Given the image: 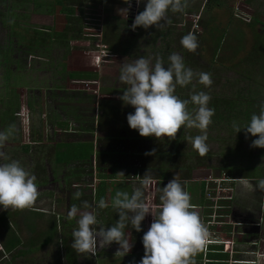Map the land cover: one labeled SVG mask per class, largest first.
Masks as SVG:
<instances>
[{
	"label": "rangeland",
	"instance_id": "1",
	"mask_svg": "<svg viewBox=\"0 0 264 264\" xmlns=\"http://www.w3.org/2000/svg\"><path fill=\"white\" fill-rule=\"evenodd\" d=\"M50 2L52 0H0V56L7 58V64L0 61V132L8 131L10 126H14L13 135L0 145V151L10 159L20 161L26 169L29 167L32 174L44 170L43 163L46 161L41 163L42 159H47V162L53 165L51 145L55 142L56 122L59 119L63 120L67 115L65 113H68L70 118L73 117L72 127L84 131L90 128L92 134L104 138L105 130L109 126L112 129L116 127L110 122L111 118L105 116L106 108L115 107V110L134 112L131 105H125L119 98L127 87L119 80L121 66L139 56L151 58L153 64L160 58L167 65L169 55L178 53L183 57L187 67L195 72L210 73L212 84L205 86L199 83L197 78L188 86L177 85L176 89L179 92L175 94L181 99H188L193 92L204 91L211 96L209 107L215 110L212 123L206 130L208 137L206 154L200 155L187 139L189 136L201 134L199 129L182 126L181 138L176 137V142L182 144L179 149L182 152L180 164L192 167L188 173L185 172L189 181L186 184V191L190 194L191 204L196 206L195 210H198V206L199 209L203 206L200 181L217 177L223 172L239 179L242 185L240 204H247V227L251 221L260 225L258 245L253 247L249 244L250 241H247V263L264 264V190L257 188V182L264 179V148L251 147L252 140L258 137L248 134L246 138L244 130L236 133L233 129V121L243 127L247 124V118L240 116L238 120H235L236 117L231 119L228 115H222L221 108L230 106L234 101L232 106L238 108L241 103L242 107L238 110L242 111L250 95L258 113L260 104L264 102V63L260 68L252 66L253 72L245 63L249 54L255 55L258 43H264V0H188V5L182 13L171 11L167 13L163 27L151 26L145 29L138 26L135 30L131 25L135 16L144 10V3L137 4L136 0H132L127 17L119 13V9L128 7L123 0H76L71 2L75 7L70 26L74 29L72 34L78 30L80 34H75L73 40L68 43L59 42L55 38L47 44L48 36L54 35L55 31L52 27L46 29L40 26L50 25L53 21L52 17L45 13L47 10L51 13L56 11L52 6L53 3L56 4L55 0L48 6ZM28 15L42 19L31 24ZM65 15L64 13L61 17ZM253 18L258 19L261 24L249 27L247 24L250 20L253 23ZM240 19L245 22H240ZM63 23L57 24V30H63ZM192 23L197 26L193 33L197 36L199 46L195 51L183 48L180 43L181 38L193 30V26L190 27ZM93 32L95 39H92ZM98 45L104 49L105 54L101 58L100 67L96 68L92 63V57L99 54ZM216 48L218 50L214 52ZM88 70L93 71L89 77ZM69 73H73L75 79H88L97 83L78 84L74 82L75 79H70ZM51 88L67 89L57 93L49 92L48 89ZM249 89L253 94H248ZM193 107L192 104L188 105L190 111ZM119 127H116L118 130L116 136L127 139L125 130ZM29 128L33 131L27 135L26 130ZM73 137L68 134V141L73 140ZM84 137L87 138L85 135L82 138L85 139ZM166 138L168 137H153L156 143ZM35 142L48 150L44 156H40L41 158L36 151L25 153L22 150L26 147L28 150L30 148L35 150ZM78 145L71 144L70 147L88 157L93 153L92 141ZM255 167L260 168V176L244 178L247 169ZM117 184L121 186L122 191L131 194L129 183ZM45 190H38V193L44 191V195L49 197L45 203L37 196L33 204L27 208L1 207L0 242L4 253L0 251V264H5L9 260L10 264H69L65 245L60 246L58 241L52 240V235L49 245L37 250L33 246L35 243L33 234L37 233L39 227L43 226L48 234H52L56 229L52 223L54 216L50 215L52 219H47L32 210L43 203L44 206L48 203L51 206L53 200ZM114 190L118 191L116 183L113 184ZM60 197L64 198L62 195ZM38 201L41 203L35 204ZM237 207L238 202L235 204V208ZM156 211L155 209L152 212ZM196 212L198 215L201 213ZM208 213L206 210L205 214ZM98 216L102 215L97 211ZM233 217L237 218L234 215ZM98 221L105 227H110L114 223ZM152 222L153 216L148 214L142 221L141 232H136L131 225L127 227L126 234H131L132 231L138 236V241L133 242V248L127 256L122 258L115 255L117 244L105 245L102 247L105 251L101 252L100 256L97 255L99 257L96 260L93 258L96 256H91L92 254H79L74 250L75 264L138 262L144 255L142 236ZM3 224L5 227H2ZM4 229L7 230V239L21 241L23 236L24 240H27L26 243L20 244L22 247L18 255L22 258H11L12 255L5 251L2 240ZM230 229L217 228V231L225 234ZM21 230L27 231L28 234L21 236ZM249 247L253 248L249 250ZM196 254L200 255L201 250ZM224 254L212 257L219 260L228 258L227 254Z\"/></svg>",
	"mask_w": 264,
	"mask_h": 264
},
{
	"label": "clouds",
	"instance_id": "2",
	"mask_svg": "<svg viewBox=\"0 0 264 264\" xmlns=\"http://www.w3.org/2000/svg\"><path fill=\"white\" fill-rule=\"evenodd\" d=\"M123 2L128 7L119 9V13L128 17L132 0H123ZM136 3H144L145 8L135 16L131 25L133 30L138 26L145 29L151 26L163 27L167 13L169 11L182 13L188 5V0H136ZM195 30L193 28L180 41L183 48L189 51H195L199 46L197 36L193 33ZM97 47L100 48L99 54L92 57V63L96 68L100 67L101 58L105 54L101 46ZM0 57L6 59L2 60V64L7 62L5 56ZM88 72L89 77L93 71L88 70ZM70 75V79H75ZM197 78L199 83L205 86L212 84L210 73L195 72L186 66L183 57L178 53L169 55L167 65L160 58H157L153 64L152 59L145 56H139L123 64L120 68L119 80L127 87L119 98L125 105L134 108V112L126 117L129 127L137 130L141 136L157 138H175L182 126L199 129L201 134L189 136L187 139L200 155L206 154L208 152L206 130L215 114L214 108L209 107L211 96L199 91L193 92L188 99H181L175 94L177 85L188 86ZM74 82L97 83L79 78ZM189 104L194 106L191 111L188 108ZM232 127L236 133L244 130L246 138L248 134L258 137L252 140L251 147L264 148V102L260 104L259 112L253 113L245 126L242 127L238 122L233 121ZM13 131L14 126H10L8 131L0 132V145L13 135ZM26 131L29 135L33 130L29 128ZM0 161H7L0 162V207L3 209L30 207L38 196L36 176L22 166L20 161L10 159L3 151H0ZM151 183L152 177L145 173L140 186L135 187L131 194L127 191L115 193L111 205L119 218L110 227L100 225L97 217V209L108 207L104 199H100L95 206L87 201H83L82 206L73 204L67 212V219H76L77 224L72 232V249L79 254L88 253L97 256L103 246H110L115 242L118 245L115 255L123 258L133 248V242L126 235L125 229L131 225L136 232H141L142 221L151 214L153 222L144 232L141 241L144 255L134 264H190V258L202 247L205 254L215 252L213 249L204 248L205 241H210L208 246L222 245L224 248L218 250L228 254L227 260L236 254L233 250L235 236L229 233L232 228L227 233L226 239L220 238L218 234H210L209 238L206 237L207 229L198 213L193 210L195 206L191 204L190 194L178 179V174L166 186L160 188V204L155 213L145 202L144 188ZM257 188L264 190V179L257 182ZM74 195L79 199L81 193L76 192ZM250 223V226L248 225L250 228L260 226L254 221ZM258 239L260 238L251 241L253 247L258 245ZM225 240L233 241L232 255L229 253L230 244L226 247L225 243H222ZM233 261L239 264H252L247 263V259H233Z\"/></svg>",
	"mask_w": 264,
	"mask_h": 264
},
{
	"label": "crops",
	"instance_id": "3",
	"mask_svg": "<svg viewBox=\"0 0 264 264\" xmlns=\"http://www.w3.org/2000/svg\"><path fill=\"white\" fill-rule=\"evenodd\" d=\"M56 4L50 2L48 6H51L52 3L56 11L54 13L49 12L48 10L45 11L46 14L49 15V17H52L51 19L54 21V18L56 17V20L53 22L51 21L50 25H41L40 28H46L52 27L55 31L54 35L48 36V42L47 44H50V42L57 38L59 33L61 31L57 30L58 26L57 24L59 22L63 23V30L67 29L66 23H71L72 17H73V8L74 5L71 4L72 0H55ZM53 7V10L55 8ZM72 7V8H71ZM197 12V10H195ZM66 14L65 16L61 17L62 14ZM31 15V14H30ZM28 20L31 24H35L38 19H42L40 17H35L32 15L31 17L28 15ZM30 17V18H29ZM44 18V17H43ZM59 25V24H58ZM67 29V37L68 39H71L74 37L75 34H80V31H76L75 34H72L74 32V29L71 28L70 24L68 25ZM73 29V30H72ZM50 30V29H49ZM77 37V36H75ZM78 38V37H77ZM72 76L73 73H70ZM67 89V88H66ZM66 89H58V88H51L48 89L50 92H57L61 93L62 90ZM64 114V113H63ZM67 115L64 116L63 120L56 122V134H55V142L52 143V156H53V165L51 163L47 162V159H42L41 163L46 161L45 164L43 163L44 170L35 171L33 174H41L43 175L38 180H36V183H44V186L47 185L48 182V176L52 178V190L49 189V187L45 186L47 188V192L51 191V199L52 204L49 206V203L44 206V203L46 202L45 192L42 191L38 193L39 200L41 202H44L43 205H38L32 210H35L38 215L41 217H45L47 219H52L49 216H54V220H52V223L56 226L55 231L52 234H48L46 229L42 226L38 228L37 233H34L33 236L35 237L33 241L35 242L33 246H35L36 250L39 248H42L44 246L49 245L51 241L54 239L59 242V245H65V248L67 245L72 244V232L73 229L77 226L76 219L68 220L67 219V212L70 209V207L73 204L76 205H82V201H87L90 205L95 206L97 202L100 199H104L108 203V207L103 209H97V211L102 215L98 216V220H105L104 223L107 222H114L119 218L118 213H116V210L112 207L111 201L115 196V190L113 191V184L116 183L117 190H121V186L117 183L119 182H126L130 184L131 192L135 187L140 186V183L143 179V176L145 173L150 175L152 177V183L148 185L146 188H144L145 193V202L149 206L151 211H155V209H158V206L160 204L159 201V195H160V188L166 186V184L172 180L176 174H178V179L182 182L186 189V184L189 182L187 180V176L185 175V172H189L187 170V167L190 169L192 167L190 166H184L180 165L179 171H171L169 168H167L168 165H162L160 162H155L152 158V153H150L151 145L153 144L151 141V137H144L141 136L137 130L131 129L127 122H123L120 118L119 120H115L114 118L110 119V122H112L113 125L116 127H121V129L125 130L127 139L116 136L118 133V130L116 127H113V129L109 126L105 132L106 135L104 138H98L96 134H92V130L87 128L84 130H79L78 127L74 128L72 127V124L74 123V119L69 117L68 113H65ZM72 114V113H71ZM90 115V113H88ZM72 116V115H71ZM124 123V124H122ZM11 124V123H10ZM119 124V125H118ZM119 127V128H120ZM104 130V127H103ZM72 135L74 136L73 140L68 141L67 136ZM87 136V138L83 139V136ZM92 141L93 145V153L88 157L84 154H79L75 152L74 148H71V144H85ZM120 142V143H119ZM122 144V146H121ZM60 145V147H59ZM78 145V146H79ZM57 146V149H56ZM125 146V148L123 147ZM135 148V149H131ZM46 147L36 146L35 150H32L31 148L28 150V148L22 149L25 153H33L36 151L39 154V158H41V155H45V152L48 150H45ZM125 149L127 152H125ZM37 165V164H36ZM29 171V167L27 168ZM126 176H125V175ZM128 175V176H127ZM202 184V200H203V183ZM39 185V184H38ZM78 185V186H77ZM43 188V190H45ZM45 190V191H46ZM80 192L81 195L79 199L75 198V193ZM63 196L64 198H61L60 196ZM45 198V200L43 199ZM40 201L36 202L35 204L41 203ZM245 202V201H244ZM194 206V205H193ZM245 206V204H244ZM193 209H196V206L193 207ZM64 210V213H63ZM0 211H2L0 207ZM195 211H200L199 218L204 224L205 219V212L206 209H204V200H203V206L202 210L199 209ZM39 217V218H40ZM39 218H36L38 220ZM5 227L3 224L2 227ZM207 229V238H209L210 232L215 231L216 229L214 227H208ZM5 230V229H4ZM127 228L125 229V231ZM229 232V231H228ZM7 230L3 232L4 239L6 237ZM45 233V237H44ZM22 234L27 235V231L21 230L20 235ZM8 235V234H7ZM52 240L48 242L47 244L43 245V242L46 240V237H51ZM130 241L136 242L138 241V236L135 234V232L131 234H126ZM71 236V237H70ZM218 236L222 239H226L225 237L228 236L227 232L221 233L219 232ZM259 236V233H258ZM257 236V237H258ZM2 237V240L5 241ZM237 237L235 235L234 239V247L233 250L236 252V254L232 255V258L230 260H219L216 257H212L213 255H210V253H204L203 247L200 249L201 254H195L190 258V264H234L233 259H247V239ZM65 240H67V243L65 244ZM27 240H24V237L22 236V239L20 241L21 243H26ZM112 244H116L115 242ZM111 244V245H112ZM22 246H17L16 248L7 251L8 254H11V258H22V256L18 255V252ZM253 247H249V250ZM67 249V248H66ZM105 250L101 248V252H104ZM100 252V255H101ZM108 253V252H106ZM221 252L215 248V254H220ZM31 254V253H30ZM29 254V255H30ZM76 255V253H75ZM99 255V256H100ZM106 254H103L105 256ZM93 257L94 260L97 259V257ZM75 257V256H74ZM11 260L5 264H10ZM119 264H126V262L119 263ZM128 264V263H127ZM235 264H239L236 263Z\"/></svg>",
	"mask_w": 264,
	"mask_h": 264
},
{
	"label": "trees",
	"instance_id": "4",
	"mask_svg": "<svg viewBox=\"0 0 264 264\" xmlns=\"http://www.w3.org/2000/svg\"><path fill=\"white\" fill-rule=\"evenodd\" d=\"M72 1L75 2L76 0H72ZM239 21L240 22H245L242 19H240ZM250 21L247 24L249 27H255L254 26L255 24H261L259 22V20L256 19V18H253V23H251ZM69 24H70L69 22L66 23L65 27L67 29L69 27L68 26ZM67 29L62 30L59 33L58 38H56V39L59 40V42L61 41L63 43H68V41L73 40V38L68 39V37L66 36L67 35ZM240 31L242 32L241 29H240ZM75 38H77V37H75ZM92 39H95V33L94 32L92 33ZM258 42H259V40H258ZM263 44L264 43L259 42L258 45L255 47V49H257L255 55L249 54L247 56V58L245 59L246 65L248 64L247 67H250L252 72H253L252 66L253 67L257 66V67L260 68L263 65V63H264V45ZM217 50H218V48H216V50L214 52H217ZM70 76H72V75H70ZM250 90L251 89H249V91ZM178 92H179L178 89H176L175 93H178ZM245 93H247V90H246ZM249 93L253 94L251 91L248 92V94ZM248 96H249V99H247V103L244 105L245 108L242 111L238 110L239 108L242 107V104L239 103L240 105H239L238 108H237V106L233 107L232 104L234 103V101H232L230 106L221 107L222 108V115H228V117L231 118V119L236 117L235 120L240 119V116H244L245 118H247V123H248V121L251 118V115L253 113H257L256 108H255L254 104L252 103V97L250 95H248ZM220 102L223 103L222 101H220ZM256 106H258V104ZM115 109H116L115 107L106 108L105 109V116L108 115L111 119L114 118L115 120H119L121 118L123 122H127V118L126 117L132 111L123 112V111H119V110H115ZM110 114H111V116H110ZM127 124H128V122H127ZM181 135H182L181 131L179 130L177 132L175 138L168 137V138L164 139L163 141H159L157 143L154 142V139H153L154 136H148V137H151V141L153 143L151 145L150 153H152L151 156L154 159V161L155 162L159 161L160 164H162V165L163 164L164 165H168L167 168H169L171 171H179L180 170V165H182V164H180L181 163L180 160L182 158V155H181L182 152L179 149H180L182 144L176 142L177 141L176 137H180ZM182 167H184V166L182 165ZM187 170L189 171L190 168L187 167ZM259 171H260V168H257V167L249 168V169H247V174H244V178L258 177V176H260V172ZM7 238H8V235L6 233V237L4 239L5 241H3L4 247H5V251H10V250H12V249H14V248H16L17 246L20 245V241H15V240H12L10 238L9 239H7ZM50 238L51 237L48 236L47 239L43 242V245L47 244L49 242ZM66 243H67V240H65V244ZM66 248H67V251H68V254L66 255L68 263L69 264H75V259H74L75 251H74V249H72L71 245H67ZM215 248L220 249V248H224V247L222 245L221 246H217V245L210 246V249L215 250ZM220 254H224V253H220ZM220 254H215V252L210 253V255H220ZM226 257H228V254H227ZM209 264H212V263H209Z\"/></svg>",
	"mask_w": 264,
	"mask_h": 264
},
{
	"label": "built area",
	"instance_id": "5",
	"mask_svg": "<svg viewBox=\"0 0 264 264\" xmlns=\"http://www.w3.org/2000/svg\"><path fill=\"white\" fill-rule=\"evenodd\" d=\"M196 20H198V18H196ZM196 24H198V22ZM196 24H193L194 29H197ZM201 182L203 183L204 209L209 211L208 214H205L206 222H204V224L206 228L212 226L216 229L210 233L217 235L219 234L217 228L225 230L228 227L233 230L235 226H240L242 224L241 220L233 217V210L231 209V204L240 196V189L242 185L240 184L239 179H235L223 172L217 177L206 178ZM243 218H246V216L241 217V219ZM231 234L234 236L233 232H231ZM209 242L210 241H205L204 244V248L207 250L210 249V246H208ZM222 243H225L226 247L230 244L229 253L232 255L231 249L233 241L225 240ZM0 251L3 253L1 242ZM233 263H235V261H233Z\"/></svg>",
	"mask_w": 264,
	"mask_h": 264
},
{
	"label": "flooded vegetation",
	"instance_id": "6",
	"mask_svg": "<svg viewBox=\"0 0 264 264\" xmlns=\"http://www.w3.org/2000/svg\"><path fill=\"white\" fill-rule=\"evenodd\" d=\"M0 60L2 61V60H6V59L5 58H0ZM4 64H7V62L5 61ZM69 75H70V73L68 74V76ZM34 145L35 146H38L39 144H38V142H35ZM34 175L36 176L37 180L40 177L43 176L41 174L40 175L39 174L37 175L36 173ZM47 179H48V182H47V185H45V186L49 187L51 185L53 187L52 182H51L52 178L50 176H48ZM44 183L45 182L38 183L39 185L37 184L38 190H40V189L42 190L43 188H45ZM52 187H49V189L52 190ZM47 193L51 196V191H48ZM45 197L47 198L48 196L45 195ZM240 199H241V195L239 196L238 199H235V201L233 202L234 204L233 203L231 204L232 205L231 209L233 210V212H232L233 215L236 216L239 220H241L242 224L240 226L235 227L229 233L233 232L234 236L235 235L236 236L237 235H241L242 237H240V238H242V240H244L243 238H246L247 241H250L251 242V241H253V240H255L257 238L258 233H259L260 230H259V228H250V227H247V225H246L247 218L241 219L242 216L243 217L247 216V204L245 206L243 204H240L241 203L240 202ZM236 202H238V207L237 208H235ZM250 242H249V244L252 245Z\"/></svg>",
	"mask_w": 264,
	"mask_h": 264
}]
</instances>
